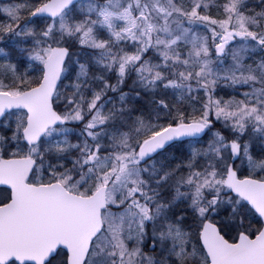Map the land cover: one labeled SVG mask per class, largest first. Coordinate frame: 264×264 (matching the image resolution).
Masks as SVG:
<instances>
[{"label": "snow or ice", "instance_id": "obj_1", "mask_svg": "<svg viewBox=\"0 0 264 264\" xmlns=\"http://www.w3.org/2000/svg\"><path fill=\"white\" fill-rule=\"evenodd\" d=\"M0 264H264V0H0Z\"/></svg>", "mask_w": 264, "mask_h": 264}]
</instances>
